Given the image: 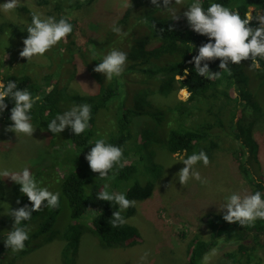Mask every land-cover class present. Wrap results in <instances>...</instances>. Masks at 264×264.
<instances>
[{
	"label": "trees",
	"instance_id": "obj_1",
	"mask_svg": "<svg viewBox=\"0 0 264 264\" xmlns=\"http://www.w3.org/2000/svg\"><path fill=\"white\" fill-rule=\"evenodd\" d=\"M50 1L56 2L58 8L63 7V3L66 2L72 6H77L78 2H83L82 5L89 3L84 2L86 0H34V3L41 7ZM171 2L172 8L181 9L177 12L178 20L170 19L167 10L155 8L151 0H131L132 8L125 7L120 13L117 24L133 27L131 36H125L116 43L117 49L127 54L124 71H137L144 76L142 82L145 85L153 84L151 88L134 92L132 106H128L124 100L117 102L119 97L115 87L116 82L120 81L119 77L108 80L104 75L100 76L101 82L97 81L98 87L94 93L82 95L69 93L64 86L50 85L54 73L45 75L39 83L32 82L27 75L19 76L11 72L2 74L1 80L5 84L9 80L17 81V87L28 88L33 98L36 91L44 88L39 94L40 100L34 103L30 113L32 119L38 120L41 124L47 126L48 122L54 119L57 112L56 103L61 107L59 102L61 105L66 103L67 108L69 104L91 105V119L88 128L80 135H74L67 127V137L74 149L72 168L60 176L57 175L48 188L52 192L60 193V206L59 208L45 206L42 211L33 212L30 220L22 222L21 226L27 229L34 224L33 229L28 233L29 240L25 242L23 251L13 254L12 249L5 246L4 241L12 230L14 218L0 213V260L11 263L20 253H28L38 247L43 239L42 236L47 239L58 236L66 241L61 252L62 262L72 264L78 250L80 232L86 226L81 223L84 218L90 223L86 226L87 229L95 234L106 249L126 248L139 241L141 236L139 228L127 221L135 214L136 206L121 211L115 202L96 199L101 191L99 186H103V182L108 179L112 184L127 182L129 185L122 186L120 193H126L127 198L135 202L145 200L153 193L155 178L151 180L149 174L151 171L155 173L160 171L161 167L152 162L149 166L145 164L147 159L150 161L146 151L147 142L144 139L139 141V133L132 130L133 119L139 117L154 119L157 127L162 131L165 129L163 138L160 134H156L155 138L156 141H162L170 154L198 153L203 150L208 157H211V154L218 150L222 140L230 138L233 143L232 156L237 167L254 185L253 193L260 191L264 194V162L260 158V142L254 137L257 119L264 111L258 106L251 93L241 87L246 81L243 66H252L249 73L255 74L264 82V59L257 58L262 68L254 67L251 59L243 60L238 65L229 61L232 74L228 75L227 72L219 69L220 60L217 58L207 63L210 71H221L219 79L208 80L198 75L194 63L189 61L198 54L199 46L208 42L209 37L192 30L183 15L193 0H182L181 5H176L174 0ZM26 3V0L21 2L15 13L31 23L34 8ZM158 3L163 8L162 0H158ZM211 3H220L238 10L242 18L248 12L255 15L261 11L264 15V0H202L205 10ZM54 17L57 20L67 17L73 25L72 33L58 43L63 52L60 58L67 62L75 45L74 37L80 32V24L62 12H58ZM250 23L253 27L259 24L256 20ZM169 26L172 27V31L168 30ZM161 28L164 30L161 31ZM168 56H170L169 60H167ZM185 69H188V75L182 78ZM235 84L239 87L242 97L239 102L238 97L232 93ZM179 89H184L190 95L168 111L153 107L147 99L149 92L166 96ZM261 95L264 97V92ZM243 102L247 103L244 107ZM5 103L7 107L0 113V124L9 126L12 123L9 117L14 101L6 97ZM247 105L254 108L253 118L244 116ZM110 108H113L111 112L114 111V119L107 130L100 129L98 116L103 110ZM101 138L123 149L121 159L123 167L114 166L106 178L94 173L85 159L96 140ZM133 152L139 156L134 161L131 160ZM128 159L130 164H125ZM45 163L44 158L32 163L38 181L44 176L48 178L43 174L46 168L38 167ZM4 196L2 177H0V212ZM24 205L31 207V202L21 193L17 199L14 198L11 208L16 209ZM113 211H121L127 222L117 228L111 227ZM205 223L207 234L204 236L196 233L189 243L188 264H203L211 249L222 244L232 246L234 249L216 258L213 264H260L259 253L264 252V220L258 219L254 226L245 227L238 222L229 223L223 217H210ZM47 233L49 234L45 235Z\"/></svg>",
	"mask_w": 264,
	"mask_h": 264
},
{
	"label": "rangeland",
	"instance_id": "obj_2",
	"mask_svg": "<svg viewBox=\"0 0 264 264\" xmlns=\"http://www.w3.org/2000/svg\"><path fill=\"white\" fill-rule=\"evenodd\" d=\"M23 1L25 0H21ZM26 1V5L32 6L35 12L45 17H54L58 12L68 15L79 22L80 32L74 37L75 45L67 62L60 58L63 52L59 44L53 46L43 56H34L27 61L19 55V52L24 46L23 39L28 35L26 26L30 22L21 19L15 10L7 13L0 10V80L2 74L11 72L19 76L27 75L32 82L39 83L42 77L54 73L50 85L64 86L67 92L73 94L94 93L98 87L97 81L101 82L100 76L104 75L95 72L94 67L110 50L117 49L118 40L131 36L133 32L131 25L117 24L120 13L125 8L126 0H86L84 2L89 3L82 5L83 2H78L77 6L66 2L60 8L54 1L41 7L37 6L34 0ZM5 2L6 0H0V4ZM65 4L69 6H64ZM113 25L121 27L122 32L127 35L114 33L111 30ZM169 59L170 56L167 57V60ZM262 67L259 63L258 68ZM251 69L252 66L242 67L246 81L241 87L251 93L258 106L264 111V97L261 95L264 92V82L260 81L255 74H250ZM142 79L144 76L137 71H124L119 76L120 81L116 82L115 88L119 97L117 102L124 100L128 106H132L134 92L153 86L151 83L145 85ZM41 89L44 90V88ZM41 91H36L35 97L39 96ZM232 93L238 97L239 102L242 97L237 84L233 86ZM186 94L188 93L184 89L173 91L166 96L149 92L147 99L153 107L168 111L180 101L185 100ZM245 104L247 103L243 102V107ZM59 105L61 107L56 103L55 117L72 107L69 104L67 108V104L61 105V102ZM241 105L242 103L240 107ZM112 110L113 108L105 109L99 114L97 121L100 129L107 130L111 125L110 122L114 119ZM254 113V108L247 105L244 116L253 118ZM133 122L132 130L139 133H137L139 141L144 139L147 142L146 151L150 161L147 159L145 164L149 166L152 162L161 167L156 173L153 171L148 173L151 180L155 178L153 193L149 198L137 201L135 214L127 219L129 223L139 228L140 239L136 244L126 248L106 249L95 234L89 228L87 229L86 226L90 223L87 218H84L81 223L86 226L80 232L79 246L72 264H188L189 243L194 234L200 233L204 236L207 234L205 223L207 218L223 217L227 210L222 207L233 192L241 195L253 193L254 185L243 176L234 161L233 143L230 138L222 140L218 150L211 154L209 165L205 166L202 162L194 165V170L200 173L205 183L190 178L187 184L181 185L178 172L184 165L180 160L197 152L170 154L162 141H156L155 135L160 134L163 138L165 129L162 131L157 127L154 119L139 117L133 119ZM31 123L35 127L32 136L15 134L7 130L8 126L0 124V171L18 172L28 167L37 180L32 163L44 158L46 163L38 167L46 168L43 174H46L48 178L44 176L40 179L42 181L40 186L49 188L57 175L60 176L71 170L74 149L67 137V126L61 133L53 134L38 120L31 119ZM254 137L260 142V158L264 162V112L257 119ZM131 154V160L139 158L134 152ZM125 164H130V159ZM139 167L141 168V165ZM103 183V186H99L100 190H104V186L107 185V191L110 193H120L122 186L129 185L127 182L112 184L109 179ZM2 186L5 196L0 213L7 216L9 206H13L14 198L17 199L21 192L20 186L10 177H2ZM33 227L34 224L30 225L29 231ZM42 238L41 243L34 250L20 253L11 263L0 260V264H63L61 252L66 241L58 236L51 239L43 236ZM233 249L234 247L223 244L213 248L203 264H213L216 258ZM145 252L148 253L147 258L142 260L141 257ZM259 256L260 264H264V252H260Z\"/></svg>",
	"mask_w": 264,
	"mask_h": 264
},
{
	"label": "clouds",
	"instance_id": "obj_3",
	"mask_svg": "<svg viewBox=\"0 0 264 264\" xmlns=\"http://www.w3.org/2000/svg\"><path fill=\"white\" fill-rule=\"evenodd\" d=\"M162 2L163 8H161L158 0H151L155 8L167 10L170 13V19L178 20V10L171 7L173 4L171 0H162ZM174 3L181 5L182 0H174ZM20 6L21 0H6L5 3L0 4V10L5 13L12 12ZM124 7L132 8L131 0H126ZM183 15L187 18L192 30L209 37L208 42L199 46L198 54L189 61L194 63L198 75L206 77L208 80L219 79L221 71H210L207 63L217 58L220 60L219 69L227 72L228 75L232 74L229 61L238 65L243 60L251 59L252 63L259 67L257 58L264 59V15L261 14V11L255 15L251 12L245 13L242 18L238 10L220 3H211L205 10L202 0H193ZM253 20L259 21L258 26L253 27L251 25L250 22ZM26 30L28 35L23 39L24 46L19 55L28 61L34 56H43L61 40L66 39L72 33L73 25L67 17H61L57 20L53 16L45 17L43 14L34 11L31 14V23L26 26ZM111 30L120 35H127V33L122 32L121 27L116 25H113ZM163 30L161 28V31ZM168 30L172 31V27L169 26ZM126 62L127 54L124 51L112 49L104 55L101 62L93 70L104 74L106 79L111 80L113 77L122 75ZM202 62H204L203 66H201ZM187 75L188 69H185L182 78ZM188 95L190 94L185 95L186 99ZM6 97L14 101L9 117L12 123L7 130L13 131L15 134L22 133L32 136L35 127L31 123L30 113L34 103L40 100V97L33 98L28 88H18L17 81L9 80L5 84L0 80V113L7 107ZM90 119L91 105L87 103L73 105L69 110L58 114L48 122L47 128L51 133L59 134L67 126L74 135H80L88 128ZM122 156L123 149L121 147L107 143L105 139L101 138L96 140L85 159L94 173H97L101 178H106L114 166L123 167L121 164ZM180 161L184 165L178 172L181 185L187 184L190 178L202 183L206 182L202 180L200 173L194 170V165L198 162H202L205 166L210 163L208 155L203 150L188 155ZM0 177H10L20 186V192L25 194L31 202V207L24 205L12 209L9 206L6 213L14 218V222L12 230L9 231L4 241L5 246L11 248L13 252L23 251L25 242L29 240V229L21 226L22 222L30 220L33 212L42 211L45 206L59 208L60 193L52 192L47 187H41L42 181L36 180L28 167H24L18 172L0 171ZM107 187V185L104 186V190L97 194L96 199L115 202L121 211L135 206V200L128 199L126 193H110L107 191ZM262 197L264 194L260 191L245 195L233 192L222 207L227 210L223 219L229 223L238 222L244 227L254 226L258 219L264 220V198ZM121 211H113L111 227L117 228L127 222L121 215ZM147 255L148 253L145 252L141 259H146Z\"/></svg>",
	"mask_w": 264,
	"mask_h": 264
}]
</instances>
